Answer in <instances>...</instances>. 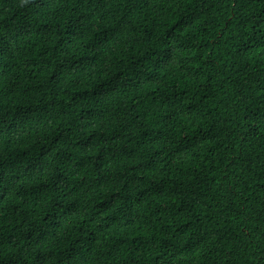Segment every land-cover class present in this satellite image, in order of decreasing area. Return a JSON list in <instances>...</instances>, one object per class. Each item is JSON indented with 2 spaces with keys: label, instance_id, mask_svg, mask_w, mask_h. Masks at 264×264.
Wrapping results in <instances>:
<instances>
[{
  "label": "trees",
  "instance_id": "1",
  "mask_svg": "<svg viewBox=\"0 0 264 264\" xmlns=\"http://www.w3.org/2000/svg\"><path fill=\"white\" fill-rule=\"evenodd\" d=\"M0 264H264V0H0Z\"/></svg>",
  "mask_w": 264,
  "mask_h": 264
}]
</instances>
